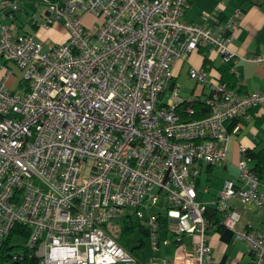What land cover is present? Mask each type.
<instances>
[{
  "label": "built area",
  "instance_id": "2783aa9c",
  "mask_svg": "<svg viewBox=\"0 0 264 264\" xmlns=\"http://www.w3.org/2000/svg\"><path fill=\"white\" fill-rule=\"evenodd\" d=\"M19 4L0 6V59L23 71L18 91L9 87L12 71L0 81V264H143L106 227L135 209L158 249L159 217L148 213L161 204L191 222L174 230L176 244L200 237L189 264H213L209 233L219 226L208 221L196 180L202 165H227L230 139L264 107V91L239 93L192 68L209 95L186 98L174 71L205 49L236 72L231 45L242 10L215 33L184 21L190 0H41L36 25L61 23L68 34L46 48L17 30ZM88 17L99 22L87 25ZM244 59L264 63V55ZM196 101L209 109L202 119ZM246 152L238 182L226 181L218 203L236 198L264 214V178ZM239 221L228 212L221 227L247 245L252 264H264V233L238 231ZM18 227L26 237L14 235L3 253Z\"/></svg>",
  "mask_w": 264,
  "mask_h": 264
},
{
  "label": "crops",
  "instance_id": "0c3cea01",
  "mask_svg": "<svg viewBox=\"0 0 264 264\" xmlns=\"http://www.w3.org/2000/svg\"><path fill=\"white\" fill-rule=\"evenodd\" d=\"M2 1L0 0V6ZM40 1L19 0L20 11L16 17L17 30L33 34L46 48H49L48 43L56 46L65 42L68 34L61 23L54 24L48 30L41 29L36 25V22L42 21L46 11L45 6L39 4ZM190 2L191 7L186 12L184 21L203 24L215 33L220 32L219 22L225 23L237 10H242L239 24L234 32L235 39L231 45L232 50L236 53V72L231 69V73L234 74L237 81L234 89L239 93L264 91V63L244 59L264 55V0H190ZM218 7L220 8L219 12L216 11ZM198 59L201 61V69L207 68L213 81H221L222 74L219 69L225 64L221 55L216 54L209 57L205 49L196 51L187 61L183 62V67L188 66L187 72L189 75L190 70L194 68V62ZM8 70L13 73L9 80L10 89L13 90L16 85L20 89L22 75L17 74L18 70L10 62L0 59V81ZM181 88L182 94L186 98L195 94H202L200 97L202 96L203 99L209 95L208 90L202 91L197 88V85L190 93L186 94L183 92L182 85ZM252 114L253 121L246 122L242 133L239 136H232L230 139L227 165L223 167L202 165L201 173L196 180V187L198 201L217 211L220 225L223 224L225 215L228 212H236L240 216V221L237 224L238 231L247 230L262 235L264 233V214L255 204H243L236 198L223 204L218 203L219 194L226 181L238 182L239 180L238 167L242 158L241 148L245 147L247 150L256 153L264 150V107L253 110ZM248 165L253 168L256 161L248 158ZM173 209L161 204L149 210L148 214L157 215L160 221L158 231L160 245L158 249H154L152 242L150 249H148L149 245L146 239L151 238V236L148 232H144L148 229L139 218V221H134L132 215L126 214L120 217L122 222L125 217H128L130 219L129 224H138L136 229L139 228L141 232L140 241L132 244L129 242V237L127 243L128 250L135 249L138 253L137 258L143 264H162L164 260L172 264H189L190 257L195 252L200 237L198 234L186 235L181 243L176 244L174 230L181 223L186 227H190L191 222L186 214L178 209ZM148 216L146 215V218ZM128 225L124 224V226ZM235 234L234 230L227 227L221 229L213 227L210 229L209 242L214 249L213 264H252L253 256L251 252L244 242L235 239ZM167 239L171 240V243L164 245L163 242Z\"/></svg>",
  "mask_w": 264,
  "mask_h": 264
},
{
  "label": "trees",
  "instance_id": "16d2710c",
  "mask_svg": "<svg viewBox=\"0 0 264 264\" xmlns=\"http://www.w3.org/2000/svg\"><path fill=\"white\" fill-rule=\"evenodd\" d=\"M56 1V0H53ZM232 64L231 63H225L224 66H222L219 70L222 74L221 81L225 83L228 87L234 89L237 85V81L235 79L234 74L231 73ZM195 109V118L202 119L205 116H207L209 109L205 105L204 101H196L192 105ZM246 155L248 158H251L256 161L255 167L252 168V170L257 173L261 178H264V150L256 153L255 151L247 150ZM207 219L213 225H218V229H221V225L218 218V213L216 210L209 208L207 212ZM138 227L137 223L129 224L128 226H124L122 219H115L113 220L109 225H107V231L110 235H112L116 240H118L124 247L128 249V243L127 239L133 234L134 230ZM144 232H148V230H144ZM27 230L18 227L15 229L13 234L7 239L5 246H4V252L10 251L13 247L11 246L13 236L16 234H21L25 238L27 235ZM131 252L134 254V256L138 257L137 251L135 249L131 250Z\"/></svg>",
  "mask_w": 264,
  "mask_h": 264
},
{
  "label": "rangeland",
  "instance_id": "374dc122",
  "mask_svg": "<svg viewBox=\"0 0 264 264\" xmlns=\"http://www.w3.org/2000/svg\"><path fill=\"white\" fill-rule=\"evenodd\" d=\"M0 19H1V16H0ZM97 22H99V21L94 19V18H91V17H88L86 19L87 25H91V24L97 23ZM48 46L50 47V46H52V44L48 43ZM11 64H12V66H14L18 70V71L16 70L17 74L19 76L22 75V77H23V71H21L14 63H11ZM200 64H201V61L199 59L196 60L194 62V64H193L194 68L197 69V70H200L201 69ZM187 70H188V66L186 65V66L183 67V61H179L177 63V65H176L175 71H174L175 72V76L178 78V83H180L182 85L183 92L185 94L186 93H190L194 89V87L197 85L196 81H194L192 78H190V75L188 74ZM17 86L18 85H16L13 90H18L19 87H17ZM126 215H132V219L134 221H139L138 217L136 216L137 214H136V210L135 209H127L126 210ZM123 223L125 225H128L130 223V219L128 217H125L123 219ZM186 224H187V222H186ZM140 239H141V232H140V230L138 228V229L135 230V233L130 236L129 242L133 244L135 242L140 241ZM146 240H147V244L149 245V248L148 247L147 248L150 249V245H151V242H152L151 238H147ZM14 241L18 242L16 239ZM148 251H150V250H148Z\"/></svg>",
  "mask_w": 264,
  "mask_h": 264
}]
</instances>
